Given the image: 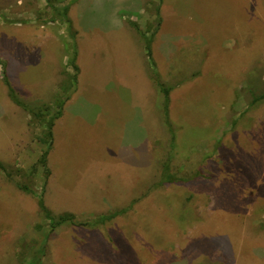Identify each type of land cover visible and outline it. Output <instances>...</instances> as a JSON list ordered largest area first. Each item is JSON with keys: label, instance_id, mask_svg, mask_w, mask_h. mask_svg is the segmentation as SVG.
Segmentation results:
<instances>
[{"label": "rangeland", "instance_id": "obj_1", "mask_svg": "<svg viewBox=\"0 0 264 264\" xmlns=\"http://www.w3.org/2000/svg\"><path fill=\"white\" fill-rule=\"evenodd\" d=\"M138 1L0 0V264H264V0Z\"/></svg>", "mask_w": 264, "mask_h": 264}, {"label": "trees", "instance_id": "obj_2", "mask_svg": "<svg viewBox=\"0 0 264 264\" xmlns=\"http://www.w3.org/2000/svg\"><path fill=\"white\" fill-rule=\"evenodd\" d=\"M68 9H69V7H66L65 11H67ZM157 11H158V14H159L160 6H159V8H157ZM134 26H136V25H134ZM146 41H147V43H146L147 55L151 56V54H152L151 47H150L151 46L150 45L151 41H149V39H146ZM76 60H77V55L72 52L70 58L67 61V66L71 67L72 71H68L67 70V72L65 73L66 74L65 81H64L63 87H62L64 92H67L68 89H69V87L67 85L72 86V89H73V88H75V86L77 84V79H78V74L80 72V68H79ZM150 60L152 61V58ZM4 82H5V84L8 87V93H9L10 98L17 105H20V106L26 108L30 113H34L33 109L29 108L17 96L15 89L12 87V85L10 84L9 80L6 77H4ZM67 82H69L71 84H68ZM162 91L164 92L165 107L167 108L168 103H169V91H170V88H167V87L164 86V87H162ZM262 99H264V93L259 95V96H256L254 98V102L260 101ZM59 102L61 103V106L59 105V111L57 113V116H54V117L52 116L50 119L45 121L43 130H42V134L39 137V141L45 146L44 147L45 149H44L42 155L40 156V158L38 159V162L42 163L44 171L48 175H50V173H51L50 168H49V164H48V154H49V152H50V150H51V148L53 146V139H54L53 128H54V125H55V120L62 114L63 104H64L63 101H59ZM36 114L38 116V113H36ZM165 114H166V121L170 125V120L168 118L167 111L165 112ZM0 167L3 169V171L5 170V167H4L3 164H0ZM171 179L173 180V178H168V180H171ZM17 185L22 190H26V191L28 190V188L25 185H21L19 183ZM38 203H39L40 209L42 210L43 214H45V217L50 219L53 222V225H52L53 227H55L57 225H60V224H63V223H72V224H74L76 222L75 215L73 213H71V212L63 213V214L59 215L58 217L54 216L52 214V211L45 205L44 198L41 195L38 198ZM111 216L113 217V215H111Z\"/></svg>", "mask_w": 264, "mask_h": 264}, {"label": "crops", "instance_id": "obj_3", "mask_svg": "<svg viewBox=\"0 0 264 264\" xmlns=\"http://www.w3.org/2000/svg\"><path fill=\"white\" fill-rule=\"evenodd\" d=\"M140 5H141V3H140V0L138 1V2H136V4H135V6L133 7V6H122L121 8L124 10V11H127V12H129V11H132V10H136V13L139 11V7H140ZM135 13V14H136ZM110 14H112L111 12H110ZM130 15H133L134 16V14H128L127 15V20L128 19H131V18H129V16ZM132 19H137V16L135 17V18H132ZM131 19V20H132ZM158 53H160L159 51H158ZM69 103H70V101L69 102H67L66 104H65V112L67 111V109H68V105H69ZM64 109V108H63ZM135 146V147H134ZM134 146H133V148L131 147V150L130 151H128V152H125L124 154H125V156L124 157H121V155L120 154H116L117 156H118V158H120V159H123L125 162V164L126 163H129V164H131V160H132V162L133 163H136L135 162V158H136V152H135V150H136V143L134 144Z\"/></svg>", "mask_w": 264, "mask_h": 264}]
</instances>
